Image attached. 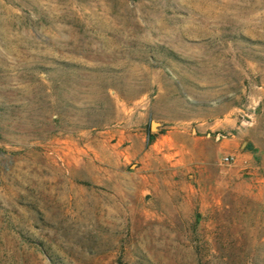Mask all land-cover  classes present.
Listing matches in <instances>:
<instances>
[{"label": "rangeland", "instance_id": "obj_1", "mask_svg": "<svg viewBox=\"0 0 264 264\" xmlns=\"http://www.w3.org/2000/svg\"><path fill=\"white\" fill-rule=\"evenodd\" d=\"M0 264H264V0H0Z\"/></svg>", "mask_w": 264, "mask_h": 264}]
</instances>
